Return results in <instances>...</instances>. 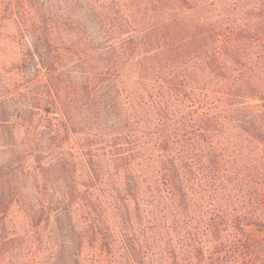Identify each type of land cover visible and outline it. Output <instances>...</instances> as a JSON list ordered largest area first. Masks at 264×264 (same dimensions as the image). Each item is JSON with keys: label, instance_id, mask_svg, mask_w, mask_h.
<instances>
[{"label": "trees", "instance_id": "trees-1", "mask_svg": "<svg viewBox=\"0 0 264 264\" xmlns=\"http://www.w3.org/2000/svg\"><path fill=\"white\" fill-rule=\"evenodd\" d=\"M6 17L0 264H264V0Z\"/></svg>", "mask_w": 264, "mask_h": 264}, {"label": "rangeland", "instance_id": "rangeland-1", "mask_svg": "<svg viewBox=\"0 0 264 264\" xmlns=\"http://www.w3.org/2000/svg\"><path fill=\"white\" fill-rule=\"evenodd\" d=\"M241 2V4H243V2L247 1V0H239ZM49 4V2H48ZM205 12V11H204ZM242 13V12H246V9H244V7L241 8L240 11H238L237 13ZM236 13V14H237ZM0 32H1V40H0V45L3 48L5 46L6 50L3 53L4 57L8 60H11L13 58V56L15 55V53L12 52L13 50L17 47L16 43H13L10 37L13 36H17L18 32H19V28L18 25L16 23V21L14 20V17H6L2 20H0ZM2 56V54L0 53V57Z\"/></svg>", "mask_w": 264, "mask_h": 264}]
</instances>
